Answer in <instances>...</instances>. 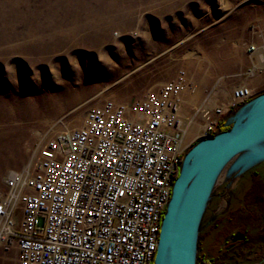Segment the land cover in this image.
Listing matches in <instances>:
<instances>
[{
  "label": "rangeland",
  "instance_id": "1",
  "mask_svg": "<svg viewBox=\"0 0 264 264\" xmlns=\"http://www.w3.org/2000/svg\"><path fill=\"white\" fill-rule=\"evenodd\" d=\"M259 67L264 0H0V129L13 143L0 157V190L8 170L34 169L46 140L78 127L87 108L139 97L178 68L194 84L185 93L193 98L184 109L192 117L187 143L197 134L201 104L239 84L259 93L248 84ZM252 171L259 175L251 181ZM252 171L227 190L219 178L200 221L196 258L236 264L232 249L219 248L238 226L248 238L238 264H264V163ZM230 192L241 197L239 209ZM215 211L222 212L217 228L207 225ZM0 264H17L16 250H0Z\"/></svg>",
  "mask_w": 264,
  "mask_h": 264
},
{
  "label": "built area",
  "instance_id": "2",
  "mask_svg": "<svg viewBox=\"0 0 264 264\" xmlns=\"http://www.w3.org/2000/svg\"><path fill=\"white\" fill-rule=\"evenodd\" d=\"M193 89L192 74L178 68L139 97L104 99L78 127L48 138L34 169L8 170L0 250L15 249L17 264H152L184 152L254 93L239 84L201 104L186 143L192 117L180 96Z\"/></svg>",
  "mask_w": 264,
  "mask_h": 264
},
{
  "label": "water",
  "instance_id": "3",
  "mask_svg": "<svg viewBox=\"0 0 264 264\" xmlns=\"http://www.w3.org/2000/svg\"><path fill=\"white\" fill-rule=\"evenodd\" d=\"M223 130L199 138L183 154L165 205L152 264H196L199 225L219 178L225 190L264 162V91L239 103Z\"/></svg>",
  "mask_w": 264,
  "mask_h": 264
},
{
  "label": "flooded vegetation",
  "instance_id": "4",
  "mask_svg": "<svg viewBox=\"0 0 264 264\" xmlns=\"http://www.w3.org/2000/svg\"><path fill=\"white\" fill-rule=\"evenodd\" d=\"M261 163H264V162H261ZM259 163V164H261ZM257 165H255V168H256ZM254 167V166H253ZM253 167L251 169H249V172H251L253 170ZM259 175V173L257 171H252V175H251V181L255 178H257ZM240 193V190L237 191ZM235 195V198L234 196L232 197V195ZM230 192L229 194V198H230V203H231V197L235 200V202H233V204H231V207H233L232 205H234V209H239L240 208V205H242V199H241V202H240V198L238 193L236 192ZM222 212H217L215 211L211 217L207 220V225H212L214 228H217L219 226V224L221 225V222H222V215H221ZM213 216H216V220L214 222H212V217ZM247 236H246V233L245 231L241 230L238 226L237 227H233L230 231H228L222 238V241L220 243V253L222 251H228L230 249H232V252H233V255H230L228 258L231 259L234 263L238 264L240 261H242L243 259H237L238 257L237 256H240L242 255L241 254V245L244 243H247ZM221 256V254L219 255ZM218 256V257H219ZM237 257V258H236ZM212 258L206 256L202 259L203 261V264H212ZM261 260H264V258H262ZM260 261V260H259ZM242 264V263H241Z\"/></svg>",
  "mask_w": 264,
  "mask_h": 264
},
{
  "label": "bare ground",
  "instance_id": "5",
  "mask_svg": "<svg viewBox=\"0 0 264 264\" xmlns=\"http://www.w3.org/2000/svg\"><path fill=\"white\" fill-rule=\"evenodd\" d=\"M15 3V2H14ZM110 3V2H109ZM11 5H13V4H11ZM58 5V4H57ZM118 7V6H117ZM15 9V8H14ZM77 13V12H76ZM40 20V19H39ZM8 21V20H7ZM36 22V21H35ZM7 23V22H6ZM51 23V22H50ZM40 25V24H39ZM38 25V26H39ZM43 25V24H42ZM46 26V25H45ZM36 28H38V29H40V27H36ZM42 28H44V27H42ZM6 29V28H5ZM75 29V28H74ZM33 30V29H32ZM35 30V29H34ZM33 30V31H34ZM31 31V30H30ZM72 32V31H71ZM14 33V32H13ZM16 33V32H15ZM72 35V34H71ZM9 36V35H8ZM35 39V38H34ZM63 39H65V38H63ZM46 49V48H45ZM24 51V50H23ZM154 85H156V84H154ZM153 85V86H154ZM66 93H69V92H66ZM187 93V92H186ZM182 96H180V97H182L183 99H184V101H185V106H190V105H192L193 103H192V97L191 98H186V96H185V92H183L182 94H181ZM20 98L22 99L23 98V96H20ZM33 109V108H32ZM20 112V111H19ZM9 116V115H8ZM5 123H7V122H5ZM13 146V143L10 141V135H8L7 134V129H0V157H2L3 155H5L6 153H8V147H10V146ZM17 145V144H16ZM11 153V152H10Z\"/></svg>",
  "mask_w": 264,
  "mask_h": 264
},
{
  "label": "crops",
  "instance_id": "6",
  "mask_svg": "<svg viewBox=\"0 0 264 264\" xmlns=\"http://www.w3.org/2000/svg\"><path fill=\"white\" fill-rule=\"evenodd\" d=\"M248 84L253 86L258 92L264 91V67H259Z\"/></svg>",
  "mask_w": 264,
  "mask_h": 264
},
{
  "label": "trees",
  "instance_id": "7",
  "mask_svg": "<svg viewBox=\"0 0 264 264\" xmlns=\"http://www.w3.org/2000/svg\"><path fill=\"white\" fill-rule=\"evenodd\" d=\"M236 107V106H235ZM234 107V108H235ZM233 108V109H234ZM232 109V110H233ZM221 123H222V121L220 122V124H219V126H218V128H217V130L216 131H220V130H223V129H225V128H227V127H222L221 126ZM202 231V230H201ZM198 238H199V241H200V238H202V234H201V236H200V234L198 235ZM199 241H198V245H197V248H198V251L200 252V246H199ZM203 261H201V257H200V253L197 255V258H196V264H199V263H202Z\"/></svg>",
  "mask_w": 264,
  "mask_h": 264
}]
</instances>
